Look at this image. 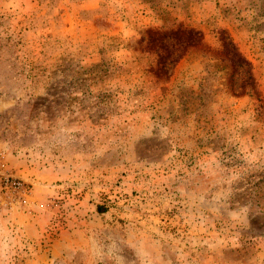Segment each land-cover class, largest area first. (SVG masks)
Segmentation results:
<instances>
[{
	"label": "rangeland",
	"instance_id": "374dc122",
	"mask_svg": "<svg viewBox=\"0 0 264 264\" xmlns=\"http://www.w3.org/2000/svg\"><path fill=\"white\" fill-rule=\"evenodd\" d=\"M0 264H264V0H0Z\"/></svg>",
	"mask_w": 264,
	"mask_h": 264
},
{
	"label": "trees",
	"instance_id": "16d2710c",
	"mask_svg": "<svg viewBox=\"0 0 264 264\" xmlns=\"http://www.w3.org/2000/svg\"><path fill=\"white\" fill-rule=\"evenodd\" d=\"M195 32L192 31V29H188V30H184V31H181L180 29L176 30V32L172 33V35H175L178 39L181 38V36H178V35H188L189 37H191L192 35L195 36V34H193ZM162 48V47H161ZM223 49L226 51V53H231L232 56L234 57L233 61L236 65H244V64H248L247 61H245L243 59V57H241L239 55V53L236 51L235 49V46L233 45L232 41H229L227 43H223ZM166 55H164V53H162V50L159 51L157 53V57H158V63L159 65L162 66V64H164L165 60H167L171 55L172 53L170 52H165Z\"/></svg>",
	"mask_w": 264,
	"mask_h": 264
}]
</instances>
